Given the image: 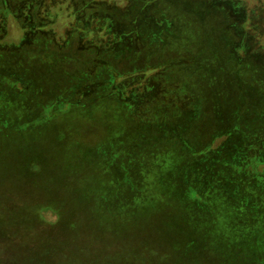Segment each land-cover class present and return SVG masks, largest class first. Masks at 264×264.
<instances>
[{
    "label": "rangeland",
    "instance_id": "rangeland-1",
    "mask_svg": "<svg viewBox=\"0 0 264 264\" xmlns=\"http://www.w3.org/2000/svg\"><path fill=\"white\" fill-rule=\"evenodd\" d=\"M1 115L0 161L50 170L23 188L0 163V264L57 241L88 264H176L179 245L177 264H264V0H0ZM87 178L116 183L103 205L76 203ZM200 203L227 204L213 228Z\"/></svg>",
    "mask_w": 264,
    "mask_h": 264
},
{
    "label": "trees",
    "instance_id": "trees-1",
    "mask_svg": "<svg viewBox=\"0 0 264 264\" xmlns=\"http://www.w3.org/2000/svg\"><path fill=\"white\" fill-rule=\"evenodd\" d=\"M178 39L175 38L174 40ZM168 43H173V42H169ZM175 43V42H174ZM192 90V89H190ZM184 91V90H183ZM194 90H192L193 92ZM187 92V91H184ZM185 95H188V98L192 97L190 96V93H185ZM197 97H195V99L197 98H201L197 92H196ZM4 116V117H2ZM3 118V119H1ZM0 118V122L2 124H6L4 125L6 128H9L11 126L10 123V118L6 115H1ZM3 130V128H2ZM18 141V140H16ZM7 155V157H4L0 163H2V165L4 166V170L3 173L4 176H2V178H6L9 183H11L12 185L14 184L16 187H25L27 184H29L31 181L36 184V183H45L46 182V173L45 170H50L49 167L45 164V161L42 160V164L39 163V159L38 157H34L33 155H31L28 151V149H13L11 153L9 154H5V156ZM77 159V158H76ZM81 162H83L82 159H80ZM216 163V162H214ZM241 166V165H240ZM58 174H61V176L65 177L66 176V170L65 169H58L56 170ZM160 171V176H163V174L161 173L162 170ZM246 172V171H245ZM52 174L55 175V173L52 171L50 172ZM233 175V177L236 175L237 177L238 172L235 170H233L231 173H229V175ZM246 175H248L247 173H245ZM253 174V173H251ZM250 175V174H249ZM56 176H53V178H55ZM164 177V176H163ZM112 181V180H109ZM115 181V180H114ZM82 182V181H81ZM81 182L79 184H81ZM82 188H80V192L78 194V191L76 193L77 197L75 199L76 203H78V206H82L84 202L90 203L89 201H96L97 203L103 205L105 202H107L108 198L107 196H109V192L112 194V190L115 189V185L116 183H112L109 182L108 184L106 183V186L104 187L103 184L105 183H101L98 179H92V178H87L82 182ZM162 184H164L162 182ZM165 185V184H164ZM233 185V182L230 184ZM240 185H242L240 183ZM236 186H239V183H236ZM72 187V186H71ZM167 187V185L165 186ZM239 190H243L245 191L244 187L241 188H236L234 191V194L237 195V198H241V193L239 192ZM165 191V188L163 190V193ZM242 191V193H243ZM176 192V191H175ZM189 195H194L193 191L190 192ZM165 197V195H164ZM174 199H176L171 207V210L173 213L174 210V214L177 217L178 220L185 218L184 222H185V226L188 225L189 221H191V219L187 216V218L185 216H183V212H182V203L181 201L183 200L182 197V193L181 191H179V195L174 194L173 196ZM177 201V202H176ZM180 202V203H179ZM167 203V202H166ZM202 209V212L204 211V214L206 212L207 215L213 216L215 215V221H210V217L208 218V221L206 220V218L203 217L204 220H206V222L209 224L211 223L212 225H210V228H213L214 225H217L220 221L219 216V207H222L224 209H227V204L225 205H207L206 203H200ZM168 205V203H167ZM116 210L120 211V212H115L114 211H109L107 210L110 219L109 222L112 223V226H115V230L117 232H123L124 228L127 227L129 224H133L134 221H137L136 219H130V213H129V209H126L125 205L122 202H115L114 205H112ZM98 207V206H97ZM93 208V205H92ZM104 208V207H103ZM210 208V209H209ZM104 209H99V211L101 212V214L103 213ZM92 216L94 218H98L100 215V213H92ZM87 217V216H85ZM133 222V223H132ZM175 227H179L180 229L182 228V223H179L177 225H175ZM43 231V230H42ZM182 232V229L179 231V233ZM162 246H165L167 244V240L161 241ZM56 246V249L53 251H50V247L48 245H41L38 249H33L31 251V253H33V255H38L39 261H36V264H79L78 259H74L72 261H70V254L69 252H73L77 253L80 252L85 256L84 262H81L82 264H88L90 261H100L101 259H99V257L97 256H93L92 258H88L87 257V250L86 249H79L80 247H75V250H72L70 248H68L71 251H66L68 250L64 245L59 244V241L54 243ZM190 246V245H189ZM52 247V246H51ZM172 251L171 253L165 254L163 256L166 257V259H169L170 261L174 259L175 263H181V259H183L184 254H185V250H184V246L179 245L176 248H170ZM79 254V253H77ZM69 255V256H68ZM58 259H55L57 258ZM78 257V256H77ZM57 260V261H56ZM54 261V262H53Z\"/></svg>",
    "mask_w": 264,
    "mask_h": 264
}]
</instances>
